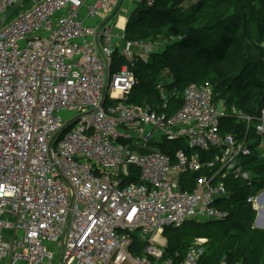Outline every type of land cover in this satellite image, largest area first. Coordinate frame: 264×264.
I'll list each match as a JSON object with an SVG mask.
<instances>
[{
  "label": "built area",
  "instance_id": "1",
  "mask_svg": "<svg viewBox=\"0 0 264 264\" xmlns=\"http://www.w3.org/2000/svg\"><path fill=\"white\" fill-rule=\"evenodd\" d=\"M18 1L0 0V19ZM157 1L112 16L120 0H39L0 27V264H200L203 240L163 260L156 235L226 219L228 178L254 185L264 108L216 101L209 83L172 113L162 82L159 107L127 102L136 60L163 44L129 41L126 27ZM116 50L126 63L112 73ZM247 201L264 228V189ZM136 241L148 255L129 252Z\"/></svg>",
  "mask_w": 264,
  "mask_h": 264
},
{
  "label": "trees",
  "instance_id": "2",
  "mask_svg": "<svg viewBox=\"0 0 264 264\" xmlns=\"http://www.w3.org/2000/svg\"><path fill=\"white\" fill-rule=\"evenodd\" d=\"M186 1L158 0L152 8L141 6L132 14L125 38L129 41L162 42L164 47L162 51L151 53L147 61L136 60L134 71L138 85L127 102L159 107L163 99L157 85L162 82L171 95L168 112L172 113L182 105L184 90L190 84L209 83L216 99H224L229 106L235 105L246 113L259 115L264 108V50L259 52L256 60L236 68L235 73H225L222 65L232 59L231 51L241 29V18H220L212 25L196 24L194 18H199L210 4L219 0H194L190 15L185 17L180 5ZM134 16L136 18L132 19ZM243 22L244 34L250 33L248 24L253 22L256 38L264 41V0H259V7L243 16ZM174 39L176 42L170 44ZM182 51L187 52L186 56ZM125 63L123 55L116 50L112 73H117ZM250 161L257 164L253 168L254 185L248 186L233 177L227 179L234 194L231 199L216 202L229 212L224 220L208 222V226H214L216 231L208 229L190 235L184 228L189 223H198L196 220L181 228H166L164 232L174 236H170L163 260L170 256L177 261L184 259L188 250L202 237L209 243L204 246L205 254L200 264H264V229L255 226L257 210L247 201L249 196L264 189V159L254 155ZM139 177L138 171L134 170L129 182H141ZM189 177L196 181L199 174ZM145 247L146 244L136 241L132 251L145 256L148 255Z\"/></svg>",
  "mask_w": 264,
  "mask_h": 264
},
{
  "label": "rangeland",
  "instance_id": "3",
  "mask_svg": "<svg viewBox=\"0 0 264 264\" xmlns=\"http://www.w3.org/2000/svg\"><path fill=\"white\" fill-rule=\"evenodd\" d=\"M38 1L39 0H24L21 4H19V6L15 10L9 13L4 24L6 25L10 23L11 21H13L17 17L18 14H20L24 10L31 8ZM194 4H195L194 0H187L185 3L180 5L182 14L185 15V17L187 15H190L191 7ZM258 7H259V0H226V1L219 0L217 2H213L212 4H210V6L207 7V10H205V12H203L199 18L198 17L194 18V20L196 19L195 21L196 24H198L199 22H202V23H207L210 25L215 24L216 21L220 18L227 19L233 16L241 18V29L236 36V44L231 51L232 59L228 63H225L222 65L224 67L223 69H225L226 71L225 73H231V72L235 73L236 68L240 69L248 61L256 60L257 59L256 57L259 54V52L264 50V41H259L256 38L255 36L256 27L253 22H250L248 24L250 33L244 34L243 32V23H244L243 16L247 13H250L252 9L258 8ZM135 18L136 16H134L132 19H135ZM174 42H176V39L171 40L170 44H173ZM159 51H162V50H158L156 52H159ZM186 53L187 52L182 51V54H184L185 56H186ZM167 80L170 81V78L168 77ZM217 100L218 99H216V101ZM208 222H210V220L199 221L198 223H189L188 225L185 226L184 229L186 232H190L191 233V234L189 233L190 235H196L197 231H206L208 229H211L212 232H215L216 230L213 228L214 226H208ZM257 227L262 228L260 226H257ZM160 234H162L163 237L161 236L162 237L161 239L164 238L163 241L165 242L166 246L167 244L169 245L170 236L172 235V233L163 232ZM200 238L203 239V242H202L203 247L204 246L206 247L209 243L207 242L208 239L202 238V237ZM129 252H132V251H129ZM118 261L119 260H116L113 264H124L127 262V261H123V262H118Z\"/></svg>",
  "mask_w": 264,
  "mask_h": 264
},
{
  "label": "crops",
  "instance_id": "4",
  "mask_svg": "<svg viewBox=\"0 0 264 264\" xmlns=\"http://www.w3.org/2000/svg\"><path fill=\"white\" fill-rule=\"evenodd\" d=\"M88 1H90V0H88ZM92 1V0H91ZM139 1L140 0H125V2L123 3L124 5H125V8H129L130 10H133V9H135V8H137L138 7V3H139ZM95 21H97V19H95V20H93V22H95ZM162 234H160V233H158L157 235H156V240L158 241V243L156 244L157 245V247H161V248H165L166 247V244H165V242L163 241V239H161L162 237ZM203 239H201V238H198L197 239V241H202ZM131 251H132V249H131ZM133 252V251H132ZM134 253V252H133ZM135 254V253H134ZM124 264H131V263H129V262H126V263H124Z\"/></svg>",
  "mask_w": 264,
  "mask_h": 264
},
{
  "label": "water",
  "instance_id": "5",
  "mask_svg": "<svg viewBox=\"0 0 264 264\" xmlns=\"http://www.w3.org/2000/svg\"><path fill=\"white\" fill-rule=\"evenodd\" d=\"M23 1H24V0H19V1H18V2H17V3H16V4H15L10 10H9V12H8L6 15H4V16L0 19V27L3 25V23H4L5 20L7 19L9 13L12 12L13 10H15V9L19 6V4H21ZM124 1H125V0H120V3H119V5H118V7H117L115 13H114L112 16H114V15L118 12V10H119V9L121 8V6L123 5Z\"/></svg>",
  "mask_w": 264,
  "mask_h": 264
},
{
  "label": "bare ground",
  "instance_id": "6",
  "mask_svg": "<svg viewBox=\"0 0 264 264\" xmlns=\"http://www.w3.org/2000/svg\"><path fill=\"white\" fill-rule=\"evenodd\" d=\"M254 174V173H253Z\"/></svg>",
  "mask_w": 264,
  "mask_h": 264
}]
</instances>
